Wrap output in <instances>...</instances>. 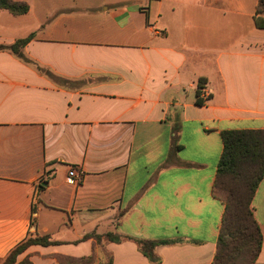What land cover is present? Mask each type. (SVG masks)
<instances>
[{"label": "crops", "instance_id": "0c3cea01", "mask_svg": "<svg viewBox=\"0 0 264 264\" xmlns=\"http://www.w3.org/2000/svg\"><path fill=\"white\" fill-rule=\"evenodd\" d=\"M11 1L29 11L0 9V46L33 37L0 50V264L42 236L19 261L212 264L221 133L264 130L258 0ZM252 210L264 264V178ZM136 240L173 243L152 262Z\"/></svg>", "mask_w": 264, "mask_h": 264}, {"label": "trees", "instance_id": "16d2710c", "mask_svg": "<svg viewBox=\"0 0 264 264\" xmlns=\"http://www.w3.org/2000/svg\"><path fill=\"white\" fill-rule=\"evenodd\" d=\"M0 9H6L14 15H23L29 11L26 3L0 0ZM255 26L264 30V0H258L254 16ZM19 40L12 46H0V50H11L23 57L21 48L32 39ZM42 72H44L42 70ZM198 91V96H199ZM198 105H203L201 98ZM223 152L219 160L213 195L225 204V213L217 240V250L212 264H254L262 249V232L252 210V201L264 178V130H230L221 133ZM107 240L122 241L121 236L107 234ZM101 241V236L88 235ZM142 253L152 262L158 246L173 242L136 240ZM49 236L29 237L18 244L2 264H32L29 257L19 261V257L32 246L48 247L56 245ZM59 264H94L93 256L75 259L68 256H56Z\"/></svg>", "mask_w": 264, "mask_h": 264}, {"label": "built area", "instance_id": "2783aa9c", "mask_svg": "<svg viewBox=\"0 0 264 264\" xmlns=\"http://www.w3.org/2000/svg\"><path fill=\"white\" fill-rule=\"evenodd\" d=\"M84 179V172L80 167L70 168L67 176V181L73 185H80Z\"/></svg>", "mask_w": 264, "mask_h": 264}, {"label": "rangeland", "instance_id": "374dc122", "mask_svg": "<svg viewBox=\"0 0 264 264\" xmlns=\"http://www.w3.org/2000/svg\"><path fill=\"white\" fill-rule=\"evenodd\" d=\"M233 43V42H232Z\"/></svg>", "mask_w": 264, "mask_h": 264}]
</instances>
